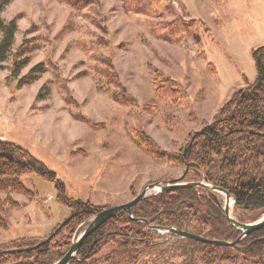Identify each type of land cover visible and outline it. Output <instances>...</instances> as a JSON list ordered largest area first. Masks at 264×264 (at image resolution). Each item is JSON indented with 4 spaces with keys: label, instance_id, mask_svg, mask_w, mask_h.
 Listing matches in <instances>:
<instances>
[{
    "label": "rangeland",
    "instance_id": "374dc122",
    "mask_svg": "<svg viewBox=\"0 0 264 264\" xmlns=\"http://www.w3.org/2000/svg\"><path fill=\"white\" fill-rule=\"evenodd\" d=\"M91 1L74 10L59 0H12L1 10L0 18L16 19L18 30L0 65V141L28 152L63 183L67 198L90 202L99 213L129 203L149 182L183 175L182 168L145 154L134 132H144L162 151L178 152L234 92L255 81L252 55L264 47V0H179L178 15L201 25L178 43L159 39V26L150 24L158 21L125 12L121 0ZM23 45L31 49L29 62L14 79L11 68L25 58L15 57ZM99 59L112 63L133 104L112 100L95 72ZM39 64L45 72L19 86ZM154 71L176 81L186 97L158 94ZM19 181L29 194H0V243L46 239L70 215L57 202L54 183L33 173ZM180 261L173 252L145 264Z\"/></svg>",
    "mask_w": 264,
    "mask_h": 264
},
{
    "label": "trees",
    "instance_id": "16d2710c",
    "mask_svg": "<svg viewBox=\"0 0 264 264\" xmlns=\"http://www.w3.org/2000/svg\"><path fill=\"white\" fill-rule=\"evenodd\" d=\"M11 1L0 0V12ZM59 1L74 10L80 3L83 7L93 4L91 0ZM121 1L125 12L157 20L156 24L149 23L159 26L158 38L166 42L178 43L182 41L181 35L191 36L196 25H201V21L186 22L178 15L174 3L179 0ZM167 17L173 18L164 21ZM17 30L16 19L7 22L0 18V65L12 52ZM30 53V47L23 45L15 57ZM252 57L255 81L234 92L214 118L194 132L178 152L160 150L142 131L133 135L135 144L153 160L168 161L182 168L183 174L186 173L184 182H204L231 195L235 202L234 219L240 223H253L264 214V47L255 50ZM28 62V57L15 62L10 72L12 78H18ZM97 62L101 66L95 68L97 78L111 91L112 100L133 104V98L122 89L114 74L112 63L107 59ZM43 72V65H36L20 80L19 86L32 83ZM154 74L155 79L160 80L158 94L162 97L171 100L186 97L185 92L175 87L176 81L158 71ZM27 173L54 183L57 202L68 208L70 215L46 239L27 237L0 243V264L55 263L69 250L80 227L99 211L90 202L67 198L63 183L54 173L19 146L0 141V194H29L19 181V177ZM160 182L162 180L148 184ZM220 197L207 188H184L150 195L131 210L133 219L121 214L91 233L70 264H138L141 260L145 264L148 260L156 261L163 253L173 252L181 259L179 264H264V227L234 247H218L189 239L166 244L164 236L152 231V228L173 227L208 240L233 242L241 232L228 225Z\"/></svg>",
    "mask_w": 264,
    "mask_h": 264
},
{
    "label": "water",
    "instance_id": "95a60500",
    "mask_svg": "<svg viewBox=\"0 0 264 264\" xmlns=\"http://www.w3.org/2000/svg\"><path fill=\"white\" fill-rule=\"evenodd\" d=\"M187 172V171H186ZM186 176V173H184L179 179L171 180V181H164L160 183H154L147 185L143 188L142 192L136 196L132 201H130L127 204L117 206L111 209L103 210L96 214L92 220H90L89 224L84 228V230L76 237V234L73 236L71 246L69 250L66 252V254L58 261H56L54 264H70L75 258L76 255L83 243V241L95 230H97L100 226H102L104 223H106L108 220L121 215L126 214L130 219H133L131 216V210L139 205L145 198H147L150 195L162 193V192H173L178 189H184V188H207L208 190L218 193L222 196H224V207L223 212L224 216L226 218V221L230 227H232L235 230H238L241 232V235L233 242H227V241H219V240H207L201 236L193 235L184 231H181L179 229L173 228V227H165L162 229H155L154 232L158 234L163 233H170L174 236H177L181 239H190L194 240L199 243L218 246V247H234L238 242H240L242 239L250 235L251 233L260 230L262 227H264V214L262 217L253 223H239L234 218L230 216V209L235 208V202L231 195H229L226 191L215 188L211 185H208L204 182H184V178ZM230 202L232 206L230 205ZM138 222L146 223L143 220H137ZM85 224H83L80 228H82ZM79 228V229H80ZM78 229V230H79Z\"/></svg>",
    "mask_w": 264,
    "mask_h": 264
},
{
    "label": "flooded vegetation",
    "instance_id": "af4514ba",
    "mask_svg": "<svg viewBox=\"0 0 264 264\" xmlns=\"http://www.w3.org/2000/svg\"><path fill=\"white\" fill-rule=\"evenodd\" d=\"M155 229H158V228H152V231L154 232ZM154 233L158 234L156 232H154ZM158 235H160V234H158ZM161 236H164L163 241L166 244H170V243H172L175 240L181 239V238H178L177 236H174L173 234H170V233H165L164 235H161Z\"/></svg>",
    "mask_w": 264,
    "mask_h": 264
},
{
    "label": "bare ground",
    "instance_id": "6f19581e",
    "mask_svg": "<svg viewBox=\"0 0 264 264\" xmlns=\"http://www.w3.org/2000/svg\"><path fill=\"white\" fill-rule=\"evenodd\" d=\"M230 204H231V202H230ZM232 205V204H231Z\"/></svg>",
    "mask_w": 264,
    "mask_h": 264
}]
</instances>
